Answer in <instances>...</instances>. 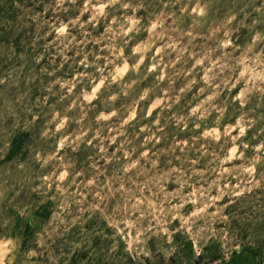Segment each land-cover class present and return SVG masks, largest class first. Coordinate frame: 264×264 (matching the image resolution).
Instances as JSON below:
<instances>
[{
  "label": "rangeland",
  "instance_id": "1",
  "mask_svg": "<svg viewBox=\"0 0 264 264\" xmlns=\"http://www.w3.org/2000/svg\"><path fill=\"white\" fill-rule=\"evenodd\" d=\"M88 4L0 0V264H264V0ZM53 108L54 134L29 125ZM129 141L170 149L179 176L190 161L187 186L123 183Z\"/></svg>",
  "mask_w": 264,
  "mask_h": 264
},
{
  "label": "clouds",
  "instance_id": "2",
  "mask_svg": "<svg viewBox=\"0 0 264 264\" xmlns=\"http://www.w3.org/2000/svg\"><path fill=\"white\" fill-rule=\"evenodd\" d=\"M117 2V0H109V4H113ZM127 7V5H125ZM91 9V0H89L88 8L85 10ZM99 11V9L97 10ZM133 39V38H130ZM128 42L124 41V46L127 47ZM118 59H123L124 57L118 56ZM127 59L131 60L133 63L136 61V57L132 55L131 53L127 57ZM180 75H184L183 73L177 74V79ZM107 79V78H106ZM139 78H137L138 80ZM186 77L185 82H183V93L179 96V98H176L175 96L172 99V107H175L177 109V114L181 111H183L184 108L189 107L188 99L186 98V94L189 91V85L186 83ZM111 83V81H110ZM192 86H195V83H193ZM224 87H230V84L224 85ZM159 89V85L156 82H152L149 86L145 88H141L139 85H137L136 88L132 87V84L129 83L127 85V88L123 91H126L128 95L132 98V104L128 105L125 109V112H130L133 108L136 107V105L139 103V101H147L151 102V98L155 95H157V91ZM203 93H201L202 95ZM181 100L184 101L183 104H181ZM193 101L194 103L199 104L200 103V96L193 94ZM178 106V107H177ZM202 107V105H201ZM227 107V105H225ZM66 114V113H65ZM33 119L30 120L28 123L29 125H36L37 120H41V122L47 120L49 130L47 132H44L45 136H49L54 134L51 129V125H55L60 123V116L61 113L57 112L55 108H53L51 111H48L46 113H33ZM114 115L117 116V120L119 122H123L124 113L120 112L119 110L114 113ZM141 122L146 119L147 110L146 108L141 112ZM48 117H51L49 120ZM174 117H169L168 122L171 123ZM148 124L151 125L152 122L148 121ZM34 132L42 131L40 129L39 125H37L36 128L33 129ZM158 131H162V129H158ZM4 132L3 128H0V134ZM144 133H141L143 135ZM99 146V145H97ZM135 148V152L132 151V148ZM143 147H146L143 146ZM143 147L139 141H129L125 145H121L117 147L118 153H123L126 149L128 151L127 159H120L116 156L115 153L112 154V162L116 166V171L118 175H122L124 177L123 183H129L130 181L140 179L141 175H145L147 173H152L151 176V185L152 188L156 191L157 194V200L161 198L160 193V186L161 182L168 181V180H176L179 176V173L176 171L173 165V160L175 157L170 154L171 150L165 148L164 150L158 149L156 153H154L152 156H145L143 155ZM102 151H106V149H101ZM133 155L137 156V159L139 161H142V163L139 164V166L133 168L132 165V157ZM164 157V159H160V157ZM125 164L129 165V167H125ZM190 164L191 162H184L182 163V168H184L185 176H187V173L190 170ZM194 167V165L192 166ZM164 169H168L167 172L164 171ZM185 176H179V180L187 186V180L185 179ZM187 179H192V177L188 176ZM175 197H177V206L175 209H173L171 212H169L167 209L165 210L164 216H161L160 219L163 220L165 217L168 218L170 221L171 216L175 214L176 211L179 210V207L181 206L179 203V199L183 198V192L181 189H177V191L173 194ZM171 199L172 197H169V208H172L171 205ZM139 223V221H137ZM159 227H163V224H161ZM159 230V229H158Z\"/></svg>",
  "mask_w": 264,
  "mask_h": 264
}]
</instances>
